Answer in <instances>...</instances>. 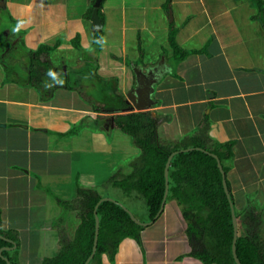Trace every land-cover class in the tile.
I'll list each match as a JSON object with an SVG mask.
<instances>
[{
    "label": "crops",
    "instance_id": "1",
    "mask_svg": "<svg viewBox=\"0 0 264 264\" xmlns=\"http://www.w3.org/2000/svg\"><path fill=\"white\" fill-rule=\"evenodd\" d=\"M93 1L0 0V238L11 245L0 256L16 264L55 263L83 223L81 191L101 199L98 209L137 202L119 183L142 153L116 123L146 113L127 97L134 67L163 63L147 111L161 143L181 147L199 132L211 151L231 143L226 179L236 207L263 206L264 0H102L103 49L92 42ZM18 21L26 23L17 32ZM172 24L179 47L198 51L179 62ZM41 47L53 49L50 69L63 86L43 87L49 69L33 74ZM190 252L181 207L167 201L141 243L125 239L101 264H202Z\"/></svg>",
    "mask_w": 264,
    "mask_h": 264
},
{
    "label": "trees",
    "instance_id": "2",
    "mask_svg": "<svg viewBox=\"0 0 264 264\" xmlns=\"http://www.w3.org/2000/svg\"><path fill=\"white\" fill-rule=\"evenodd\" d=\"M88 11L91 16L94 9ZM101 17V11L99 9ZM176 28L171 25V45L174 49L175 60L184 59L196 50H183L175 41ZM103 36L102 30H97L95 37ZM76 45L79 46L78 42ZM99 48L98 45H96ZM53 49L41 47L33 54V74L36 76L42 68L50 69L49 59ZM142 63L143 49H140ZM130 66L131 63L127 62ZM117 126L134 138L135 145L141 150V164L132 177L126 179V184H120L128 196L143 200L147 210L146 219L156 222L166 191L165 169L169 157L179 152L172 159L169 179L170 189L167 201H176L182 210L186 223V236L191 249L189 257L199 260L202 264H237L234 256V222L231 206L235 207L238 221L239 237L235 251L241 264H264V206L259 209L254 206L252 199L248 200L245 211L236 207L230 194V186L226 179L227 167L225 162L231 157V143L209 150L205 147V138L199 132L191 141L180 146L162 144L158 135L159 120L150 113H134L119 116ZM193 149L191 151H186ZM183 151V152H180ZM221 163L222 175L217 160ZM226 183L229 198L223 183ZM85 201L81 212L82 225L78 228L76 239L68 242L65 238L64 249L53 264H85L93 252L95 240V208L100 198L81 191ZM250 201V202H249ZM251 203V204H250ZM253 203V204H252ZM65 209H71L68 203L62 204ZM130 210V209H129ZM135 214L132 210H130ZM100 218V234L97 253L91 264H101V258L109 254L113 260L119 245L128 238L141 243V232L145 227L135 223L130 214L119 204L104 201L98 209ZM136 215V214H135ZM139 219V216H135ZM143 221L142 219H140ZM145 220V219H144ZM148 223V222H146ZM9 237L6 234H2ZM11 245L0 238V249ZM8 257V253L4 252ZM12 264H16L9 258ZM0 264L7 262L0 256ZM48 264H51L50 262Z\"/></svg>",
    "mask_w": 264,
    "mask_h": 264
},
{
    "label": "water",
    "instance_id": "3",
    "mask_svg": "<svg viewBox=\"0 0 264 264\" xmlns=\"http://www.w3.org/2000/svg\"><path fill=\"white\" fill-rule=\"evenodd\" d=\"M101 4H102V0H96L94 3V9H93V13H92V23H93L92 27L94 30H101V29H103V26H104L103 20L101 19L100 15H99V8H100ZM0 6H3V4L1 2H0ZM162 64L163 63H159L157 66H155L151 69H148L147 71H144L140 67H134V72H135L136 80H137V86L127 96L129 103L132 104L133 109H135L139 112H147V111H150L157 104L156 101L153 99V95L155 93V87L159 83L160 78L162 76V72H163L161 70ZM191 150H193V149H188L186 151H191ZM180 152H183V151H180ZM178 153L179 152L173 153L169 157L167 165H166V169H165L166 191H165V196H164V200L162 202L161 209H160L157 217H159L163 213L166 202H167V198L169 195V189H170L169 171H170L172 159ZM213 157L217 160L218 167H219L222 175L224 176V172H223L220 161L218 160L217 156L213 155ZM223 188H224V191H225L227 197L229 198V193H228V189L226 187L225 182L223 183ZM230 206H231V213L233 216L234 232H235L234 256H235L237 264H241L237 255H236V251H235L237 238L239 237V228H238L239 224H238V221L236 219L235 207H233L232 203L230 204ZM122 207L130 214L132 220L135 223H137L138 225H141L143 227H147L153 223V222H148V223L142 222L137 217H135V215L128 208H125L124 206H122ZM97 211H98V207L95 210L96 232H95L93 252L85 264H90V262L94 259L95 255L97 253L98 240H99V234H100V219L98 217ZM4 250H10V248H3L2 250H0V254H2V252ZM5 260L7 261V264H11L9 260H7V259H5Z\"/></svg>",
    "mask_w": 264,
    "mask_h": 264
},
{
    "label": "clouds",
    "instance_id": "4",
    "mask_svg": "<svg viewBox=\"0 0 264 264\" xmlns=\"http://www.w3.org/2000/svg\"><path fill=\"white\" fill-rule=\"evenodd\" d=\"M24 23H26V22L25 21H18L17 26L14 29V31L18 32L20 30V28L24 25ZM92 42L94 44L98 45L101 49H103L107 44V38L105 36L94 37ZM89 51H94V49H92L90 47ZM46 76L49 78L50 82L44 83L43 87L45 89H51L55 86H63L65 83V80L63 79L62 73H59V72L54 71L52 69H49L46 72Z\"/></svg>",
    "mask_w": 264,
    "mask_h": 264
},
{
    "label": "rangeland",
    "instance_id": "5",
    "mask_svg": "<svg viewBox=\"0 0 264 264\" xmlns=\"http://www.w3.org/2000/svg\"><path fill=\"white\" fill-rule=\"evenodd\" d=\"M255 198V197H254ZM264 198V196L262 197V199ZM251 201V200H250ZM249 201V202H250ZM132 204L130 203V201L127 202V206H129L131 208V210L140 218H144L146 216L147 210L145 207V203L143 202V200L137 199V202H135L134 200L131 201ZM254 202V201H253ZM251 204V203H250ZM253 204V203H252ZM262 205L264 206V201L262 203ZM248 206V205H247ZM262 206V207H263ZM245 207L240 208L241 211H245ZM262 210V209H261ZM263 222H264V216H262ZM264 232V229H263ZM88 261V260H87Z\"/></svg>",
    "mask_w": 264,
    "mask_h": 264
}]
</instances>
